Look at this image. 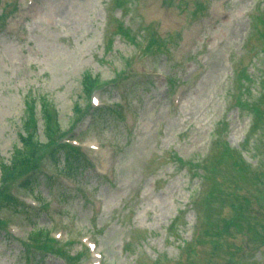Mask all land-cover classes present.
I'll return each instance as SVG.
<instances>
[{"label":"rangeland","instance_id":"374dc122","mask_svg":"<svg viewBox=\"0 0 264 264\" xmlns=\"http://www.w3.org/2000/svg\"><path fill=\"white\" fill-rule=\"evenodd\" d=\"M33 100L84 158L16 184L0 264H264V0H0V162Z\"/></svg>","mask_w":264,"mask_h":264},{"label":"trees","instance_id":"16d2710c","mask_svg":"<svg viewBox=\"0 0 264 264\" xmlns=\"http://www.w3.org/2000/svg\"><path fill=\"white\" fill-rule=\"evenodd\" d=\"M83 85L88 100H92L94 93L101 86L98 78L92 75L84 76ZM26 113L23 131L18 135L20 147L13 149L8 162H0V208H24V203L14 194L16 184L31 190L34 180L44 175V162L47 158L53 163L61 161L67 166L83 159L78 147L63 141L66 135L61 133L57 113L52 107L46 104L40 106L45 141L39 137V118L34 100L26 105ZM0 228L5 229L1 219ZM28 240L43 252H53L58 244L57 239L50 237L48 231L35 229L29 232Z\"/></svg>","mask_w":264,"mask_h":264}]
</instances>
